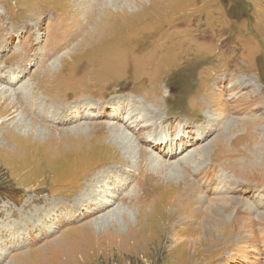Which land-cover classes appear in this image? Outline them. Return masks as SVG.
<instances>
[{"label":"rangeland","instance_id":"obj_1","mask_svg":"<svg viewBox=\"0 0 264 264\" xmlns=\"http://www.w3.org/2000/svg\"><path fill=\"white\" fill-rule=\"evenodd\" d=\"M0 89V264H264V0H0Z\"/></svg>","mask_w":264,"mask_h":264},{"label":"bare ground","instance_id":"obj_2","mask_svg":"<svg viewBox=\"0 0 264 264\" xmlns=\"http://www.w3.org/2000/svg\"><path fill=\"white\" fill-rule=\"evenodd\" d=\"M39 1V0H38ZM43 1V0H42ZM48 1V0H47ZM38 3V2H37ZM44 3H46V2H44ZM24 10H25V8H24ZM37 10V9H36ZM106 49H107V47H106ZM110 60H111V58H110ZM106 68L108 69V66H106ZM75 75V74H74ZM4 82H7V83H12V84H14V83H16V79H14V80H12V79H5V80H3ZM65 84V83H64ZM66 86V85H65ZM4 92L5 91H2V89H0V112L2 113V114H5V113H8L9 111H10V109L12 108V107H15L16 105L14 104V102H13V100H9V102H8V99H7V97L4 95ZM18 94V93H17ZM19 95V94H18ZM104 96V95H103ZM102 96V97H103ZM63 97V96H62ZM91 97H93L92 95H91ZM27 98H29V97H27ZM30 99V98H29ZM105 99V98H104ZM50 104V103H49ZM44 105V104H43ZM27 107H29V106H27ZM30 108V107H29ZM40 108V107H39ZM105 108H110L111 109V111L113 112V114L111 115L110 114V112L109 113H105V112H103V114H101V115H99V116H101V117H103V118H106V120L105 121H99V122H102V123H104V122H115V123H118V124H120L123 128L121 129V128H116V126L114 127V125L113 126H110L111 128L110 129H114V131H118V133H117V135L119 136V137H122L123 139H127V140H130V141H133V143L135 142L134 140H135V138H137V141H138V144H137V142H136V144H137V146H138V148H136V149H138V151H137V153H138V161H137V158H132L131 156H127V157H125L126 158V163H125V161L124 160H122V163L123 164H120L121 165V167L120 166H118V167H113L110 171L113 173V172H124L125 170H123V167L125 166H127V164H130V162H132V163H137L138 164V166H139V169H140V171H139V173H138V175H140V172H142V175L140 176V178L141 179H143V182H139L138 183V187H140L141 189L140 190H146V186H147V183H146V181L145 180H147V179H151L150 178V176L147 174V173H145V172H143L142 171V169L144 168L143 167V164L146 162V160L148 161V159L150 160V161H157L158 163H161V159L159 160L158 159V152L157 153H155V150L157 151V149H158V151L159 150H163L164 149V151H161L162 152V158L164 159L165 158V160H169V159H171V158H173V157H175L179 152H182L184 149H186V147H188V146H190L192 143H190V140L189 139H191V138H193V141L195 142V143H197L198 142V140H199V138L198 139H195L194 137H193V133H191V131H189V130H186L185 129V126H182L181 128H179V130H178V132L174 135V137L173 138H170V134H171V132L169 131V126H168V124L167 125H165V126H162V127H160L159 129H158V131H155V134L154 135H150L151 134V132L150 133H147V132H144V131H146L147 129H148V127H147V125H146V122H145V118L144 117H140L139 116V113H138V108H136V105H135V107L133 108V110L132 111H130V112H127L126 114V116H124V117H122V119L120 118L121 117V115L123 114V110L121 109V107L120 108H118V107H108V106H105ZM16 109H17V107H16ZM31 109V108H30ZM33 110V109H32ZM79 110V109H78ZM50 111V110H49ZM76 109H74V111H73V113H76ZM73 119H77V114H74V116H72V117H69L68 115L67 116H65L64 118H60V119H56V124H58V125H60V126H63V125H65V123H67V122H70V121H73ZM200 119L201 118H196L195 120H192V123H196V122H200ZM165 120H167L166 118H164V121H161V125H163V123L165 122ZM86 121H88V120H86ZM92 122H94V120H91ZM96 122H98V121H96ZM84 125H82V124H79V125H76L75 127H70V128H68L67 130H66V132L65 133H67L68 135L67 136H72V134H74V136H75V134L76 133H74L73 131L74 130H76V132H78L79 133V130H82V129H79V128H83V130H84V127H83ZM91 126V125H90ZM168 126V127H167ZM167 128V129H166ZM109 129V128H108ZM142 130H144V131H142ZM127 131V132H126ZM133 132V133H136L135 135H131L130 134V132ZM140 131H142V132H140ZM167 131H168V133H167ZM138 132H140V133H138ZM144 132V134H143V137H141L140 138V134L141 133H143ZM60 134V133H59ZM63 136V135H62ZM185 136H186V138L188 139V141H184L183 140V138H185ZM204 134H202V137H201V139H203L204 138ZM139 143H141L142 145H143V147H140L139 148ZM164 144H166L167 145V147H163L164 146ZM160 145H163L162 147L160 146ZM161 147V148H160ZM143 148V149H142ZM146 148V149H145ZM144 150V151H143ZM154 153L155 155H154V157L155 158H149V154L150 153ZM141 154V155H140ZM99 156H102V155H99ZM116 156V155H115ZM141 156H143L142 158H141ZM92 158H93V156H91ZM90 157V158H91ZM188 157V156H187ZM183 158V157H182ZM87 160H88V156H87ZM100 160V159H99ZM99 160H96V161H99ZM182 159H180L179 161H181ZM70 161V160H69ZM118 161V160H117ZM178 161V162H179ZM62 162V161H61ZM115 162H116V160H115ZM86 163V162H85ZM84 163V164H85ZM114 164V163H113ZM161 164H163V163H161ZM86 165V164H85ZM166 165V164H165ZM87 166V165H86ZM124 167V168H125ZM225 167V166H224ZM150 168V167H149ZM117 169V170H116ZM101 171V170H100ZM100 171H98V172H100ZM95 171L93 170V172L92 173H94ZM109 171H107V172H104V173H100L99 174V176H102L103 178H105L106 177V173H108ZM109 174H111V173H109ZM96 175V174H95ZM98 175V174H97ZM96 175V176H97ZM118 175H120V174H118ZM249 176V174L248 173H246V175H244L243 177L244 178H247ZM107 177H109V175H107ZM248 179V178H247ZM251 179H255V180H257V181H260V180H263V175H262V172L260 171V174H257V175H255L253 178H251ZM91 180V179H90ZM88 181V180H87ZM246 182H248L249 183V181L248 180H246ZM91 182H89L88 183V185L90 184ZM105 203H107V202H105ZM258 205V204H257ZM89 208H91V204L89 205ZM87 209V208H86ZM89 210V209H88ZM112 213V214H111ZM110 213V211H108V212H105V213H103L102 215H100L99 216V218L100 217H102V218H108V217H110V216H113V212H111ZM197 215H195L194 217H196ZM200 222H201V224L203 223V221L202 220H200ZM188 223V222H187Z\"/></svg>","mask_w":264,"mask_h":264}]
</instances>
